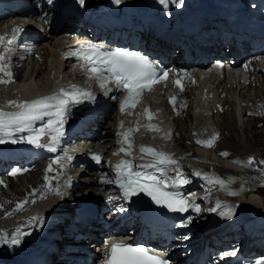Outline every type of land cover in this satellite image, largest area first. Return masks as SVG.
<instances>
[{"label": "bare ground", "instance_id": "obj_1", "mask_svg": "<svg viewBox=\"0 0 264 264\" xmlns=\"http://www.w3.org/2000/svg\"><path fill=\"white\" fill-rule=\"evenodd\" d=\"M2 36V32H0V37ZM55 36H57V34L55 35ZM53 37H54V35H53ZM47 38L49 39V43H50V45H53V46H55L56 47V52L55 53H53L52 54V56H54V57H52V59H54L55 60V64L56 65H54L55 67H53V72L55 73V72H57V71H59V69H60V63H59V60H60V58H59V55H58V49H60L61 47H66L67 46V41H66V43H65V40L64 39H61V38H59V37H57L56 39H52L53 41H50V39H51V36L50 35H47L45 38H44V42L45 43H47L46 42V40H47ZM70 39V38H72L71 36H65V39ZM15 48H16V46H9L8 47V50L9 49H12V50H15ZM51 50V49H50ZM50 53V52H49ZM17 65V64H16ZM18 66V65H17ZM16 66V67H17ZM57 66V67H56ZM0 67H1V65H0ZM15 66H14V68H13V70H15V68H16ZM19 68V67H18ZM50 68V67H49ZM57 68H59L58 70H57ZM18 70V69H17ZM21 71L22 70H20L19 69V71H18V77L16 78V79H18V80H20L19 79V77L20 76H22V73H21ZM53 72H52V74H53ZM30 78H31V75H33L34 74V76L36 77L37 76V74H38V71L37 72H35V66H33L32 68H31V71H30ZM61 77H63L64 75H60ZM5 76H3V74L2 75H0V81H2L3 80V78H4ZM13 77H15V76H13ZM52 77H53V75H52ZM196 77H197V75H196ZM11 78V77H10ZM258 80H260V78L258 77ZM261 80L264 82V74H262V77H261ZM184 81H187L188 82V85H192V82H194V78L192 79V78H190V79H186V80H184ZM230 83H232L231 81H230ZM25 85V83H20L19 84V86H18V91H20V94L21 93H26V96H31V95H34L35 94V91L37 90V88H29L30 86H24ZM226 85V84H225ZM6 86V85H5ZM17 87V86H16ZM210 87H213V84H211L210 85ZM259 87V86H258ZM262 88V87H261ZM241 91L242 90H240L239 91V95H240V93H241ZM255 91H257V90H255ZM259 92H261L260 90H259ZM246 93V92H245ZM17 94V93H16ZM227 94H228V97L229 98H227V100L226 101H224L223 102V104H224V106L226 107V106H230V103H234V105H235V102H234V99H235V93H232V91H230V89H227ZM24 95V94H23ZM25 96V95H24ZM183 96H185L187 99H189L190 98V94L188 93V92H186V91H184L183 92ZM255 96H259V93L258 94H256ZM243 97H246L245 95H243ZM249 99H251V98H249ZM244 101H245V99H243ZM10 101V100H9ZM16 102V101H15ZM6 105H10V104H6ZM233 105V106H234ZM3 107H4V105H3V102H0V108H1V110H0V120H2L3 119ZM221 108H223V107H221ZM8 109H12V108H8ZM228 109V108H227ZM261 109H263V107H261ZM212 110V109H211ZM182 112H183V109H182ZM262 112V110L260 111V110H258L257 111V113L255 114V115H260V113ZM189 113H190V115H192V117H191V119H190V122H192V123H194V124H196V123H201V125L200 126H204L205 125V119H203V117H202V113H203V111L201 110V108H199L198 110H195L194 111V114H196V115H194L192 112H188V116H189ZM226 112H222V114L223 115H221V118H222V122H219L218 123V125L217 124H215L216 126H217V128L219 129V132H220V134L222 133L224 136H225V134H224V131H229L230 132V135L232 136L231 138H232V141H230L229 139H231V138H227V136H226V141H224V143L221 145V148L219 149V153L220 154H223V153H226V155H225V157H224V159L225 160H227L228 158H227V152H229V155L228 156H230V157H234V158H237V154H239V153H241V154H252L254 151H256V150H258L257 149V147H259L260 146V143H261V140H264V123L263 122H261V120H260V118H249V117H252V116H255V115H251V116H249L247 119H246V122H245V124H244V126L247 124V127H248V123H249V125L250 124H253V126H252V130H253V132H252V136L250 137L251 139L249 140L250 141V143H251V145L250 144H248V146H246V147H243V145H241V142H239V140H241V139H238V141H237V139H235V137H237L236 136V134H238L239 132H238V130H240V129H237V126L235 125V119H236V117L233 115L232 116V112H228V113H226ZM215 115V116H214ZM227 115V116H226ZM258 115H257V117H258ZM219 116V115H218ZM244 116H246V114H243L242 115V117H244ZM261 116V115H260ZM216 118V114H213L212 115V120H214ZM225 118H227V121H226V119ZM194 119H196V120H194ZM176 120H179V118H176V119H174L173 120V122H174V124H175V121ZM237 120V119H236ZM242 120V119H241ZM257 122L259 123V125L257 124ZM260 122L262 123V124H260ZM182 124V123H181ZM180 124V125H181ZM261 128L262 127V130H259L258 128H256L257 127V125ZM0 125H1V123H0ZM192 125V124H191ZM231 125V126H230ZM188 126H190V125H188V124H186L185 125V127H183L182 129H179V128H177L176 130H177V133H180V131L181 130H184L185 131V135L183 136V140L185 141V140H190V136L191 135H193L194 137L196 136L195 135V132H193L192 131V129H190V128H188ZM243 126V127H244ZM242 127V128H243ZM250 128V127H249ZM102 129H104V128H102ZM245 130H246V128H245ZM244 129H243V133H246V131H245ZM252 130H249V131H252ZM205 131H207V130H205ZM227 131L225 132V133H227ZM248 131V130H247ZM250 133V132H249ZM245 135V134H244ZM221 136V135H220ZM241 136V135H240ZM218 137H219V135H218ZM229 137V136H228ZM75 137H71V138H69L70 140H73ZM224 139V138H223ZM236 141H235V140ZM145 140H148V138H145ZM196 140H198L197 138H196ZM217 140V139H216ZM216 140H214V143H213V146L216 144ZM245 140V139H244ZM243 140V141H244ZM179 143V144H184V142L183 141H181V140H176V143ZM112 143V141L110 142V144ZM222 143V142H221ZM220 143V144H221ZM243 143V142H242ZM141 144H143L144 145V143H143V141H141ZM187 144H190V141H189V143H187ZM219 144V143H218ZM219 144V145H220ZM245 144V143H244ZM263 144V143H262ZM194 145H196V148H198V147H200L203 151H201V150H199L198 149V151H197V153L199 154H201L202 156H206L207 157V155L204 153L205 151L204 150H208V149H211V148H209L210 147V144H204V143H196V144H194ZM61 145H59V147H60ZM198 146V147H197ZM263 146V145H262ZM32 147H33V145H32ZM35 147H36V145H35ZM52 147H54L53 149H57V147H56V144L55 145H53ZM219 147V146H218ZM183 148V147H182ZM137 149V148H136ZM239 149V150H238ZM260 149V148H259ZM37 150L38 151H42L43 150V148L42 147H38L37 148ZM70 151L69 152H74L75 151V149H74V147H72V148H70L69 149ZM180 150V149H179ZM261 150H262V147H261ZM240 151V152H239ZM243 153H242V152ZM208 152V151H207ZM233 152H234V154L235 155H233ZM261 152V151H260ZM43 153H44V151L42 152V153H40L38 156H36V157H32L34 160H36V161H39L41 158H42V155H43ZM184 153H186V154H188V155H190V156H198V157H200V155H198L197 153V155H195V152L193 151V150H188L187 152H180L179 151V153H177V155L179 156H183L184 155ZM264 153V152H263ZM108 154H110V152H108ZM121 154V152H119V154L118 155H120ZM189 156V157H190ZM222 156V155H221ZM242 156V155H241ZM263 156H264V154H263ZM153 159V157L152 156H150V157H147V156H145V157H142V156H136V154H135V152H132V160H133V163H134V166L136 167V166H138V167H141L142 165H144L145 163H148V162H150L151 160ZM195 159H196V157H195ZM209 159H211V158H209ZM241 159V158H240ZM149 160V161H148ZM243 160V159H242ZM146 161H148V162H146ZM227 161H229V160H227ZM49 163H48V165L49 166H44V169L43 170H41L40 168L37 170L36 169V171H35V169H34V173H33V171L32 172H30V175H36V177L35 178H38V180L37 181H35L34 183H32V184H28L29 186L28 187H24V188H22V189H15V190H13V187H15L16 185H17V182H19L16 178L17 177H13V178H8L7 180H8V184L7 185H9V187L13 190V195H12V198L14 197V199H16V200H18L19 202H20V206H18V205H11V207L9 208V210H7V211H3V213H1L0 214V218H1V220H0V224L2 223V222H4V221H9V217H11V216H19V215H22L25 211V209H23V210H21V206H26L27 205V203H28V201L30 200V194L31 193H35L34 194V196H40V194L39 193H37L36 192V189L39 187V189L40 188H44V187H46L47 185L45 184V177H48L49 178V182L50 183H52L53 185H54V187H53V189H48V190H46V191H44V192H42L43 193V195H46V194H48L49 193V191H51V190H54L55 189V187L56 186H58L59 185V183L55 180V176L53 175V173L52 172H50L49 171V167L51 166V162L50 161H48ZM216 163V165L215 166H222V164L223 165H225L224 163H221L220 161H215ZM230 162V161H229ZM244 162V161H243ZM218 163V164H217ZM221 163V164H220ZM41 163H37L36 165H40ZM42 166V165H41ZM257 166V165H256ZM39 167V166H38ZM33 168V167H32ZM46 168H48V169H46ZM237 168V167H236ZM261 168H263V166H261ZM204 169L206 170L207 168L206 167H204ZM80 170H82V169H80ZM222 170V169H221ZM58 174V173H57ZM87 175H89V174H87ZM110 175V174H109ZM187 175H189V174H187ZM29 176V175H28ZM239 176V175H238ZM106 177V176H105ZM190 177H193V178H195L196 176H190ZM240 177V176H239ZM20 178H22V177H20ZM17 180V181H16ZM87 180L88 181H92V178H87ZM231 183V182H230ZM20 184V183H19ZM233 185V184H232ZM259 185V184H258ZM23 187V186H22ZM89 188H90V186H89ZM89 190H91V189H89ZM75 190H72V192H74ZM233 194V193H232ZM255 194H257V193H253V194H251V195H249L247 198L246 197H244V196H241L240 197V199H242L243 200V203L244 204H246V203H249V204H254V205H257L258 207H262V208H264V199L262 198L261 200H260V198H257L256 197V195ZM259 195V194H258ZM7 196V195H6ZM76 196H78V197H80V195H78V194H76ZM250 196H255L254 198H252V197H250ZM44 197V196H43ZM9 200H10V196H8L7 198H6V203L7 202H9ZM12 202V201H11ZM2 205H3V203H1ZM40 204V203H39ZM66 204H67V202H66ZM259 204H261V205H259ZM53 204H48V206H52ZM38 206H40V205H38ZM1 207V206H0ZM37 208V207H36ZM36 208H33L31 211H29V213L27 214V219H28V217H31V216H33V214H34V212H35V210H36ZM120 211L121 212H123L125 215H123L121 218H120V220H122V222H123V225L124 224H126V228H128L130 231H134V228H132V227H128V221L130 220V214H129V209H128V207H126V206H124L123 204H122V206L120 207ZM131 225V224H130ZM129 225V226H130ZM135 236H138V234H136ZM92 246V245H91ZM1 253H3V244L2 245H0V254ZM0 259H3V257L2 256H0Z\"/></svg>", "mask_w": 264, "mask_h": 264}, {"label": "rangeland", "instance_id": "obj_2", "mask_svg": "<svg viewBox=\"0 0 264 264\" xmlns=\"http://www.w3.org/2000/svg\"><path fill=\"white\" fill-rule=\"evenodd\" d=\"M63 36L64 35H62V34H60V35H57V36H55L54 35V37H53V35L51 36V39H50V41H53L54 39H56L57 37H59V38H61V39H63ZM53 39V40H52ZM46 42L47 43H45L44 42V40L43 41H41V43L35 48V50H33L32 51V53H34V55L33 56H31V57H28L26 60H24V61H22V62H15V63H13L14 64V66L16 67L17 65V67L15 68V69H20V70H22L21 71V73H22V75H23V80L21 81V83H25V87L26 86H30L29 88H37V89H40V88H43V87H47V86H49L52 82H53V80H54V72H53V67H55L54 65H56L55 64V60L54 59H52V57H54V56H52V54L53 53H55L56 52V47L55 46H53V45H50V43H49V39L47 38V40H46ZM51 49V50H50ZM50 52V53H49ZM17 64V65H16ZM1 65V69H3V65L2 64H0ZM33 66H35V72H37L38 71V74H37V76L35 77L34 76V74L33 75H31V78L29 77L30 76V71H31V68L33 67ZM19 67V68H18ZM50 67V68H49ZM57 67V66H56ZM59 68H57V70H58ZM52 72H53V74H52ZM64 73L63 72H61V73H59V75H63ZM0 75H2V74H0ZM52 75H53V77H52ZM8 82V81H7ZM17 86V87H16ZM18 86H19V84H16V81H11L9 84H8V86H5L4 88H3V90H1L0 91V102H3L5 99H7L8 98V100H10L8 103H4L3 102V104H10V103H12V102H14V100H15V95H16V91H18ZM1 87H3V82H1L0 83V89H1ZM262 87V88H261ZM255 90H257V91H255ZM259 90L261 91V92H259ZM246 92V93H245ZM243 93H245V95H247V96H249V98H256L257 96H255L256 94H258L259 93V96L261 95V94H264V84L263 85H259V87H248L246 90H244L243 91ZM5 96V97H4ZM4 97V98H3ZM250 100V99H249ZM234 105V103H230V105ZM222 107H224L225 108V106H223L222 105ZM223 111V110H222ZM224 112H226V113H230V112H232V116L234 115L235 116V113L233 112V108L232 109H230V110H228L227 109V111H224ZM225 113V114H226ZM219 115V116H218ZM221 115H223V114H217L216 115V118L215 119H217L216 120V122L214 121V125L215 124H217L218 125V123L219 122H222V118H221ZM258 115V114H257ZM257 115H255V116H252V117H249V118H260V120H261V122H263L264 123V120H263V112H261L260 113V115H258V117H257ZM227 116V115H226ZM191 117H192V115H190V113H189V116H188V112L186 113V115H185V117L183 118V119H179V120H176L175 121V124L178 126V128L179 129H182L183 127H185V125L186 124H188V125H190V126H188V128H190V129H192V125L194 124V123H192V122H190V119H191ZM203 118H206V117H203ZM214 119V120H215ZM226 119V121H227V118H225ZM237 119V118H236ZM235 119V125L237 126V129H240V130H238V134H236V136L237 137H235V139H237V141H238V139H241V140H239V142H241V145H243V147H246V146H248V144H250L251 145V143H250V137L252 136V132H253V130H252V126H253V124H250L249 125V123H248V127H247V124L244 126V124H245V122H246V117H242V118H238L237 120ZM242 119V120H241ZM194 120H196V119H194ZM260 122V123H261ZM182 123V124H181ZM244 123V124H243ZM181 124V125H180ZM192 124V125H191ZM257 124L259 125V123L257 122ZM256 124V125H257ZM257 125V127L256 128H258L259 130H262V127L260 128L259 126ZM176 126V127H177ZM231 126V125H230ZM244 126V127H243ZM243 127V128H242ZM250 127V128H249ZM245 128H246V130H245ZM243 129L246 131V133H243ZM248 130V131H247ZM249 130H252V131H249ZM205 131V130H204ZM227 131V130H226ZM226 131H224V134H225V136L221 133V134H219V137L218 138H220L221 139V141L220 142H218V139L216 140L217 142H216V144L214 145V147H217V150L219 151V149L221 148V145L224 143V141H226V136H227V138H231L232 136L230 135V132L229 131H227V133H225ZM206 132V131H205ZM250 132V133H249ZM211 133V131H209L208 132V135ZM186 133H185V131L184 130H181L180 131V133H178V140H181V141H183L184 142V144H179L178 142L176 143V144H174L173 146V148L175 149V148H179L181 151L180 152H187L188 150H193L194 152H195V155H197L198 153H197V151H198V149L199 150H201V151H203L200 147H198V148H196V145H194L195 146V149H190V148H188L190 145H191V143L190 144H187V143H189V141L190 140H183V136L185 135ZM245 134V135H244ZM195 135H196V133H195ZM202 135V134H201ZM221 135V136H220ZM241 135V136H240ZM229 136V137H228ZM199 137H200V135L197 137V139H199ZM224 138V139H223ZM176 139V140H177ZM234 139V140H235ZM245 139V140H244ZM230 141H232V138L231 139H229ZM244 140V141H243ZM236 141V140H235ZM222 142V143H221ZM243 142V143H242ZM220 145H219V144ZM245 143V144H244ZM263 143V144H262ZM196 144V143H195ZM263 145V146H262ZM219 146V147H218ZM183 147V148H182ZM261 147H262V150H261ZM141 147H138L137 146V149L139 150ZM260 148V149H259ZM257 149L258 150H256L258 153H259V155H263L264 153V140H261V143H260V146L259 147H257ZM239 150V149H238ZM205 152V154L206 155H210V156H214V154H215V151H214V153H213V150L212 149H206V150H204ZM208 151V152H207ZM261 151V152H260ZM240 152V151H239ZM242 152V151H241ZM197 153V154H196ZM243 153V152H242ZM212 154V155H211ZM227 154L229 155V152H227ZM199 155V154H198ZM222 156V158L220 157V162L221 163H224L225 165H227V166H229V167H231V168H236V166H234V164H237V165H240V166H242L245 162V165H248V162H249V158H252L253 159V157H250V154L248 153V154H241V153H239V154H237V158H232V157H230V156H227V158L228 159H230V160H232V161H234L235 163H232V162H229V161H227V160H225L224 159V157H225V155H226V153H223V154H221ZM233 155H235L234 154V152H233ZM242 155V156H241ZM187 156H190V155H188L187 154ZM153 157V156H152ZM190 157H192V158H194L195 159V157H196V159L198 158V156H190ZM241 158V159H240ZM243 159V160H242ZM215 161H217V160H215V159H213V162L214 163H216ZM244 161V162H243ZM253 162H254V165H255V168L256 169H258L259 168V166H256L257 164H256V161L253 159ZM264 163V158H263V160L262 161H260V163ZM48 161L47 162H44V163H41L40 165H36V166H34L33 168H31L29 171L30 172H32L33 171V173H34V169H35V171H36V169L38 170L39 168L41 169V170H43V168H44V166H49L48 165ZM218 164V163H217ZM42 165V166H41ZM216 165V164H215ZM39 166V167H38ZM204 167H206L207 169L206 170H210V167L208 166V165H204ZM237 169V168H236ZM261 170H264V167L263 168H260ZM218 170H220V169H218ZM50 171V170H49ZM222 171H223V174L224 175H226V178H227V182H229V183H227V187H228V189H229V193H233V194H235V192H237L236 190H234V188L236 187V186H239V183H240V178H241V176H240V174H237L238 172L237 171H234V170H232V169H228V168H226V167H224L223 166V169H222ZM230 171H233V173H235V174H233V173H231ZM30 172L29 173H27V174H25V175H23V176H20V177H22V178H20V177H17L16 179L19 181V182H17V185L15 186V187H13V190H15V189H22V188H24V187H28L30 184H32V183H34L35 181H37L38 180V178H35L36 177V175L34 176H32V175H30ZM51 172V171H50ZM242 173V172H241ZM253 174V172H251L250 173V176H255V175H252ZM29 175V176H28ZM240 177H239V176ZM8 179V178H7ZM7 179H4L2 182H3V186H2V182H0V214L1 213H3V211L5 212V211H7V210H9V208L11 207V205L13 204V205H18V202H17V200L16 199H14V197L12 198V195H13V190L9 187V185H7L8 184V180ZM16 180V181H17ZM231 182V183H230ZM20 183V184H19ZM29 184V185H28ZM233 184V185H232ZM23 186V187H22ZM233 188V189H232ZM257 189H259V191H257L256 193L257 194H255L256 195V197L257 198H260V200L263 198L264 199V177L262 178V179H259V185L257 186ZM259 194V195H258ZM7 195V196H6ZM8 196H10V200H9V202H7L6 203V198L8 197ZM250 197H252V198H254L255 196H250ZM12 201V202H11ZM1 203H3V205L1 204ZM259 205H261V204H259ZM25 211V210H24Z\"/></svg>", "mask_w": 264, "mask_h": 264}]
</instances>
